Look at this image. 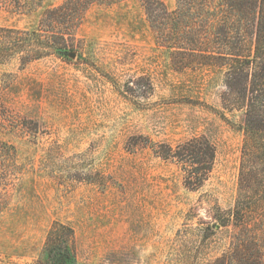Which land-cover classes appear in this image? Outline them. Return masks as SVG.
<instances>
[{"label":"rangeland","instance_id":"1","mask_svg":"<svg viewBox=\"0 0 264 264\" xmlns=\"http://www.w3.org/2000/svg\"><path fill=\"white\" fill-rule=\"evenodd\" d=\"M39 16L0 4V28L31 29ZM75 51L0 65V173L11 178L0 187V264H35L54 222L74 229L79 264L207 261L210 213L237 196L243 113L222 109L214 73L170 68L138 0L91 7ZM201 136L216 159L193 191L155 151Z\"/></svg>","mask_w":264,"mask_h":264},{"label":"trees","instance_id":"2","mask_svg":"<svg viewBox=\"0 0 264 264\" xmlns=\"http://www.w3.org/2000/svg\"><path fill=\"white\" fill-rule=\"evenodd\" d=\"M122 1L66 0L44 8V0H0L16 15L40 14L31 29L0 28V65L13 59L25 67L50 57H77V31L89 9ZM138 1L155 46L170 68L178 73L204 69L214 73L223 87L222 109L244 116L235 204L229 210L217 207L210 213L201 235V242L209 245L207 261L197 258L184 264H264V0H176L172 11L163 0ZM211 110L230 124L224 112ZM1 148L6 156L9 148ZM155 154L176 162L184 186L193 191L204 185L216 159L214 144L204 136L175 147L162 145ZM10 179L8 170L1 169L0 187ZM4 209L0 199V213ZM220 243L224 244L222 252L211 256ZM35 264H79L74 229L54 222Z\"/></svg>","mask_w":264,"mask_h":264},{"label":"water","instance_id":"3","mask_svg":"<svg viewBox=\"0 0 264 264\" xmlns=\"http://www.w3.org/2000/svg\"><path fill=\"white\" fill-rule=\"evenodd\" d=\"M71 58H75V54H71Z\"/></svg>","mask_w":264,"mask_h":264}]
</instances>
